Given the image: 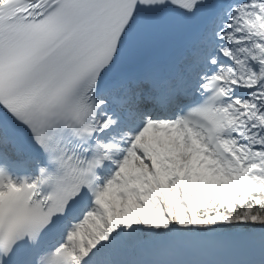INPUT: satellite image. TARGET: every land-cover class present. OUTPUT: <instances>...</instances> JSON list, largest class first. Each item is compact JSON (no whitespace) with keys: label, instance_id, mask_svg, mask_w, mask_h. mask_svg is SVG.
<instances>
[{"label":"snow or ice","instance_id":"obj_1","mask_svg":"<svg viewBox=\"0 0 264 264\" xmlns=\"http://www.w3.org/2000/svg\"><path fill=\"white\" fill-rule=\"evenodd\" d=\"M0 264H264V0H0Z\"/></svg>","mask_w":264,"mask_h":264}]
</instances>
